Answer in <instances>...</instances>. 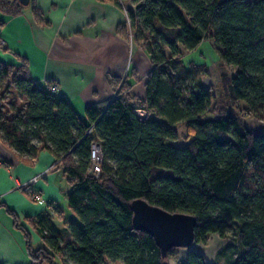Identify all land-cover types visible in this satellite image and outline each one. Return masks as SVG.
<instances>
[{
	"label": "trees",
	"instance_id": "16d2710c",
	"mask_svg": "<svg viewBox=\"0 0 264 264\" xmlns=\"http://www.w3.org/2000/svg\"><path fill=\"white\" fill-rule=\"evenodd\" d=\"M114 1L127 14L118 32L130 38L132 31L152 61L145 97L124 81L82 118L49 83H35L25 65L0 59V139L22 157L51 151L72 183L67 198L79 217L63 228L47 213L31 219L43 241L35 248L24 229L31 264H59L56 254L73 264H171L174 247L164 255L135 225L137 198L196 216L194 241L179 264H219L193 247L211 233L236 235L240 249L226 264H264V129L250 128L232 108L213 113L214 93L200 67L183 60L209 39L233 70L222 76L230 97L264 120V0ZM4 3L8 14L25 8L19 0ZM11 89L25 101L6 106ZM178 124L189 133L184 143ZM95 141L103 154L97 175L90 170Z\"/></svg>",
	"mask_w": 264,
	"mask_h": 264
},
{
	"label": "crops",
	"instance_id": "0c3cea01",
	"mask_svg": "<svg viewBox=\"0 0 264 264\" xmlns=\"http://www.w3.org/2000/svg\"><path fill=\"white\" fill-rule=\"evenodd\" d=\"M126 16L114 0H32L19 14L0 11V59L25 65L41 86L58 85L82 118L88 105L113 98L124 81L143 98L152 61L141 44L118 32ZM71 188L51 151L22 157L0 139V264H31L25 230L38 248L43 241L31 219L47 213L63 228Z\"/></svg>",
	"mask_w": 264,
	"mask_h": 264
},
{
	"label": "rangeland",
	"instance_id": "374dc122",
	"mask_svg": "<svg viewBox=\"0 0 264 264\" xmlns=\"http://www.w3.org/2000/svg\"><path fill=\"white\" fill-rule=\"evenodd\" d=\"M128 3L129 0L124 1L125 6L128 5ZM4 4V0H0V5H2V7ZM0 11L3 12L2 10ZM125 21L127 22V16L125 18ZM1 23H4V21H1ZM133 34L134 33L132 31H129L131 40L134 39ZM4 45L5 43L3 39L0 38V49H3ZM183 60L187 65L191 64V62H194L200 67L198 76H201L205 85L210 87L214 93V100L211 105L213 113L220 114L222 112H225L227 109L232 108L233 110L238 112V114L244 120L245 124L250 128H253L255 130L264 129V120L257 119L254 115L250 114L245 109L243 102L234 101L230 97L229 90L225 86L222 76L223 74H225L226 76H230L233 70L226 67L222 63L215 46L209 39L204 40L196 49L185 52V54L183 55ZM195 60H197V62H195ZM116 95L117 93L115 94V96ZM2 100L6 106L10 105L12 102L23 103L25 101L21 97V95H19V93L13 89L6 93L5 97ZM178 130L180 132L178 142L184 143L188 140L189 133L184 124H178ZM66 184V189H68L70 183ZM62 218L64 220H79L78 215L71 209V207H67V214L62 216ZM193 247L205 252L209 262H218L219 264H226L227 257L233 251H238L240 249L236 235L233 233L228 234L226 237H223L218 233H211L206 243H196L193 245ZM186 252V247H174V250L171 253L172 256L170 258L171 264H179L185 258ZM58 256L59 254L55 255V261L59 264H73L71 261L65 263L62 259L61 261H59ZM107 261L109 264H124L121 260H112L110 258H107Z\"/></svg>",
	"mask_w": 264,
	"mask_h": 264
},
{
	"label": "water",
	"instance_id": "95a60500",
	"mask_svg": "<svg viewBox=\"0 0 264 264\" xmlns=\"http://www.w3.org/2000/svg\"><path fill=\"white\" fill-rule=\"evenodd\" d=\"M25 7L31 0H19ZM135 225L152 234L164 255L173 247H189L195 237L198 223L194 214L188 212H171L150 203L144 198L132 202Z\"/></svg>",
	"mask_w": 264,
	"mask_h": 264
},
{
	"label": "built area",
	"instance_id": "2783aa9c",
	"mask_svg": "<svg viewBox=\"0 0 264 264\" xmlns=\"http://www.w3.org/2000/svg\"><path fill=\"white\" fill-rule=\"evenodd\" d=\"M51 90L57 92L59 90V86L53 85L51 87ZM135 112L141 118H144L146 115V111L143 108L137 107V108H135ZM90 130H91V128H89L88 131H90ZM91 159H92V166H91L90 170L93 174L97 175L101 171V162L103 159L102 147H101V144L97 141H95L92 145ZM34 199L40 200V201H45V199L42 197L41 194H35ZM61 259H62V256L59 254V260L61 261Z\"/></svg>",
	"mask_w": 264,
	"mask_h": 264
}]
</instances>
